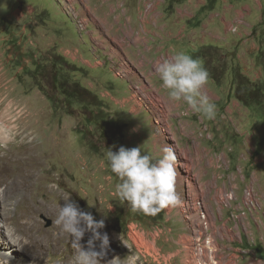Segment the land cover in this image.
I'll return each instance as SVG.
<instances>
[{
	"label": "rangeland",
	"instance_id": "obj_1",
	"mask_svg": "<svg viewBox=\"0 0 264 264\" xmlns=\"http://www.w3.org/2000/svg\"><path fill=\"white\" fill-rule=\"evenodd\" d=\"M138 1L146 2L0 0V118L27 127L24 139L0 140V148L8 145L14 152L21 150L20 143L32 145L27 167L32 176L10 185L6 206H0L1 230L22 237L29 216L36 223L32 238L45 242L41 263L70 264L78 251L69 234L58 241L49 237L63 232L54 220L69 198L95 220H104L105 227L98 231L109 238L104 250L108 264H200L205 260L198 250L202 235L211 238L220 264H264V122L256 114L258 108L246 107L235 97L232 61L228 55L222 58L225 52L215 46H202L197 53L206 56L201 58L209 72L204 91L217 106L216 118L202 119L183 102H171L152 69L156 61L179 51L178 38L163 32L143 35ZM185 1L165 0L167 18L155 15L153 23L164 24ZM233 1H239V7L245 2ZM211 5L208 1L206 7ZM126 15L132 18L130 26ZM193 24L187 22V28ZM168 27L177 28L174 23ZM244 27L228 26L229 36ZM143 37L154 44L149 53ZM147 64H152V74ZM73 85L94 94L99 105L66 99L63 93ZM240 95L250 98L247 91ZM255 102L254 96L250 104ZM100 114L114 127L105 131L93 124L101 121ZM166 144L176 152L177 163L184 150L194 159L189 176L177 165L182 202L155 216L132 213L115 194L118 178L107 165L106 148L141 146L159 156ZM3 188L5 184L0 191ZM85 235L87 245L91 233ZM94 250L100 251L99 241ZM241 250L246 251L243 261Z\"/></svg>",
	"mask_w": 264,
	"mask_h": 264
},
{
	"label": "clouds",
	"instance_id": "obj_2",
	"mask_svg": "<svg viewBox=\"0 0 264 264\" xmlns=\"http://www.w3.org/2000/svg\"><path fill=\"white\" fill-rule=\"evenodd\" d=\"M152 70L171 102H183L202 119L216 118L217 106L204 91L209 72L199 58L177 51L171 58L156 61ZM106 149L107 165L118 178L115 194L121 204L129 205L132 213L155 216L165 208L181 204L176 187L177 156L171 146L164 145L159 156L145 152L141 146L130 149L121 146L118 151L111 147ZM54 223L71 237L78 250L79 264H97L105 255L109 238L107 233L98 231L105 227L104 220H95L91 212L82 210L69 198L59 207ZM86 233H91L87 250L80 243ZM96 241H99L100 251L94 250Z\"/></svg>",
	"mask_w": 264,
	"mask_h": 264
},
{
	"label": "crops",
	"instance_id": "obj_3",
	"mask_svg": "<svg viewBox=\"0 0 264 264\" xmlns=\"http://www.w3.org/2000/svg\"><path fill=\"white\" fill-rule=\"evenodd\" d=\"M208 1L212 3L209 7L210 9L200 12L199 9L206 7ZM149 3L152 5L150 9L148 8ZM164 3H166L165 0L137 2L136 15L139 19L138 27L141 28L139 29L141 30L140 32L143 35L156 33L157 36L163 32L166 37H177L178 44H176V47L179 48L178 50L185 51L188 54L190 52L192 56L197 55L201 61V58H206L205 55H202L201 50V52L197 53L202 46L209 48H214L215 46V49H222L225 52L221 54L222 58L228 55V58L232 61L231 67L234 70L232 73L237 75L232 86L233 91L236 92V88L241 90L237 82V77L240 76L245 78L251 85L261 88L264 103V0H245L242 5L243 8L239 7L241 5L239 1L233 0L231 2L229 0H186L174 7L173 13L168 19H166L168 15L166 16L164 13ZM87 11L90 12L88 9ZM114 12L115 10H112L111 14ZM91 14L94 16V11ZM155 15L157 19H160L162 15L166 16L164 18L166 19L165 23L162 25L159 23L154 24L153 16ZM116 17L118 16L116 15L113 18ZM125 17L130 20L128 22L130 26V22L132 24L131 16L126 15ZM239 19L243 21L240 22L238 21ZM190 21H193L194 24L187 28V22ZM171 23H174L177 27L173 29L175 31L168 27V24ZM240 23L245 27L239 30L237 34L232 33L233 36H229L231 31L227 29L228 26ZM141 42L144 50L149 53L154 44H151L149 39L145 37L141 39ZM112 55L117 56L118 54L113 53ZM140 57L146 58L147 56L140 55ZM145 66H148V64ZM148 67H150L149 74H152L150 73L152 64ZM254 106L258 108L256 114L258 113L261 122H264V113L260 111V109H263L257 103ZM260 138L261 136L259 140ZM261 144L264 147L263 141ZM239 242L242 243L241 241ZM250 250L253 251L254 249ZM245 253V250H241L240 254L242 255H239L241 261H243V254ZM236 264H239V262L237 261Z\"/></svg>",
	"mask_w": 264,
	"mask_h": 264
},
{
	"label": "bare ground",
	"instance_id": "obj_4",
	"mask_svg": "<svg viewBox=\"0 0 264 264\" xmlns=\"http://www.w3.org/2000/svg\"><path fill=\"white\" fill-rule=\"evenodd\" d=\"M147 99L148 101L150 100V103L153 104V106L157 107L156 103L152 101L151 98H147ZM26 128H27L26 126L24 128L18 127V124H15L13 121L6 122L5 120H1L0 118V140L3 141L4 143H7L11 139L15 140L18 136L21 135H23V139H24L26 137V135H24V131ZM6 146L7 147L0 148V185L5 184V188H3L0 191V206L3 207L6 206V201L9 199L10 185H13L15 181L24 183L28 178L32 176L31 171L28 170L27 168L28 165L30 164V154L28 153V151L31 149L32 145L29 144V146L26 147L25 145H23V143H20V145H18V148H21V150H17L14 152H11L8 145ZM197 147H199V143L194 148L196 154H198ZM188 151L184 150L183 152H181V160L179 163H177V165H180L181 167L185 168L189 176L190 170L195 168V164H194V159L191 156L190 157L188 156L189 153ZM14 166L16 167L15 169L13 168ZM186 181L188 183L187 179ZM28 192L26 194L30 195L31 192L30 191ZM4 211H5L4 216L7 217L6 214L7 210L4 209ZM26 221L27 222L24 223V225L21 228L23 230L22 237L19 236L20 234L18 236H14L12 233L9 232L4 233V231L1 230V228L4 229V225L0 224V264H42L40 259L43 258L42 257L43 249H44L43 245H45V242L43 244L42 241L44 239L41 240L37 238H32L31 231L33 227L36 225V223L32 222L29 216H27ZM63 234H65V232H59L55 235H49V237H54L55 238L54 240L58 241L60 237L63 236ZM85 238L86 235L83 237L80 243L81 245L84 246V249L87 250V245H85L86 244ZM134 240L135 241L138 240L136 236ZM198 250H200V244H198ZM31 252H39V254L38 256H28L25 254ZM69 261L70 264H79L78 252L76 254V258L73 257ZM108 263H109V258L106 255H104L102 258L97 260V264H108ZM200 264H205V261L201 262Z\"/></svg>",
	"mask_w": 264,
	"mask_h": 264
},
{
	"label": "trees",
	"instance_id": "obj_5",
	"mask_svg": "<svg viewBox=\"0 0 264 264\" xmlns=\"http://www.w3.org/2000/svg\"><path fill=\"white\" fill-rule=\"evenodd\" d=\"M207 9H210L207 7ZM238 76L237 79L241 80L239 81V86H243V88H241V90L239 88H236V92H235V96L239 99V101L246 107H251V106H254L255 103L259 104L261 106V108L263 109L264 107V103H263V94H262V90L259 86H256V85H251L245 78H242ZM66 81V80H65ZM245 91L248 92V94L250 95V98H248L247 100L246 99H243L241 97L240 94L244 93ZM63 95H65L66 99L68 100H77V99H81V102L82 103H86L87 104V101L90 103V105H93L95 108L99 105V100L96 98V96L94 94H89V92L81 87L80 85H73L72 86V89L71 91H67L65 93H63ZM255 96V99H256V102L255 103H251L253 97ZM87 99V100H86ZM90 112V110H88ZM97 113V111H95ZM94 113H93V117H94ZM85 117H87L85 115ZM99 118L101 119V121H97V120H94L95 125L97 124H101L102 125V128L107 131L111 128H113V123L111 122V120L109 119H105V117L99 116ZM90 119L89 117L87 118V120ZM91 122V121H90ZM97 122V123H96ZM101 122V123H100Z\"/></svg>",
	"mask_w": 264,
	"mask_h": 264
},
{
	"label": "built area",
	"instance_id": "obj_6",
	"mask_svg": "<svg viewBox=\"0 0 264 264\" xmlns=\"http://www.w3.org/2000/svg\"><path fill=\"white\" fill-rule=\"evenodd\" d=\"M226 199H229L226 197ZM212 240L209 236H200V253L204 255L202 259L203 261L207 262L208 264H220L218 259L215 258V251ZM253 264V263H252Z\"/></svg>",
	"mask_w": 264,
	"mask_h": 264
},
{
	"label": "water",
	"instance_id": "obj_7",
	"mask_svg": "<svg viewBox=\"0 0 264 264\" xmlns=\"http://www.w3.org/2000/svg\"><path fill=\"white\" fill-rule=\"evenodd\" d=\"M46 222H47V225H48V226H49V225H50V223H51L49 220H47Z\"/></svg>",
	"mask_w": 264,
	"mask_h": 264
}]
</instances>
